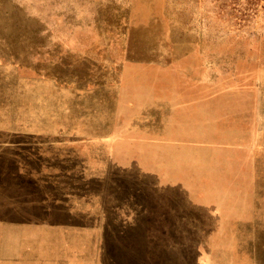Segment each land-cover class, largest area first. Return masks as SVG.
Wrapping results in <instances>:
<instances>
[{
	"label": "rangeland",
	"instance_id": "obj_1",
	"mask_svg": "<svg viewBox=\"0 0 264 264\" xmlns=\"http://www.w3.org/2000/svg\"><path fill=\"white\" fill-rule=\"evenodd\" d=\"M0 264H264V0H0Z\"/></svg>",
	"mask_w": 264,
	"mask_h": 264
}]
</instances>
